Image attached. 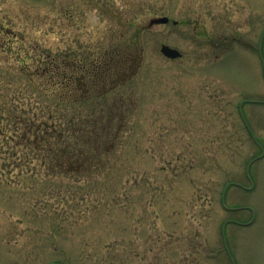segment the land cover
<instances>
[{"label": "rangeland", "instance_id": "obj_1", "mask_svg": "<svg viewBox=\"0 0 264 264\" xmlns=\"http://www.w3.org/2000/svg\"><path fill=\"white\" fill-rule=\"evenodd\" d=\"M0 264H264V0H0Z\"/></svg>", "mask_w": 264, "mask_h": 264}, {"label": "trees", "instance_id": "obj_2", "mask_svg": "<svg viewBox=\"0 0 264 264\" xmlns=\"http://www.w3.org/2000/svg\"><path fill=\"white\" fill-rule=\"evenodd\" d=\"M133 55V51H127L125 49L119 48V47H114L111 51H107L102 53L95 62L91 63L88 67H86L85 69V73H84V80L83 83L79 84V80L81 79H76L74 81V84H70L67 83L65 84V81L59 82V87L61 90L64 88L66 91H68L69 87L71 89L74 90V92H76V90H90L98 87L99 91L100 89L103 88L104 85V80L106 79H111L110 83L115 84L113 86H116L118 84V82H122L123 80L132 77L135 73H136V65H133L134 60H135V56ZM64 82V83H63ZM117 83V84H116ZM79 84V85H78ZM77 85V86H76ZM68 87V89H67ZM69 91H71L69 89ZM59 93H62L61 91H58V95L57 98H61V95H59ZM88 94V93H87ZM96 95V94H95ZM101 94H97L96 96H101ZM89 97H84L81 99H87ZM89 118L85 119V123L86 125H88L89 127H92L91 130L88 129V134L85 133L86 135H81L79 136L77 133V129L76 124L78 123L77 120L71 121V126H72V133L71 135L73 136V144L78 143V141L80 139H82V137H85L87 139H91L94 136H102L98 135L100 132H98V129L102 130L101 133L104 132V129L106 131V129L108 128V125L105 124V121L97 122L98 117H102L104 115H97L94 113H90L88 114ZM95 117V118H94ZM97 117V118H96ZM113 116L106 114L105 115V120L107 118L108 122L109 120L112 119ZM83 123V122H82ZM63 131V130H62ZM108 133V131H106V134ZM61 136L63 134V132L59 133ZM76 145V144H75ZM84 146L86 147V145L84 144ZM71 149L66 148L62 151L66 152V153H76V148L79 151V155H85V151L84 149L78 148V146H75V149L73 148V146H70ZM89 147V146H88ZM64 155V154H63ZM75 156V155H74ZM73 157V156H72Z\"/></svg>", "mask_w": 264, "mask_h": 264}, {"label": "water", "instance_id": "obj_3", "mask_svg": "<svg viewBox=\"0 0 264 264\" xmlns=\"http://www.w3.org/2000/svg\"><path fill=\"white\" fill-rule=\"evenodd\" d=\"M168 21H169V18L167 16H160V17H155V18L150 19L148 25L151 26V25H154V24H164V23H167ZM160 52L165 57H168V58H177V57H180L181 56V53L177 49L172 48V47H170L168 45H165V44H161ZM250 163L247 166V171H249L248 169H249ZM248 177H249V175H248ZM229 184L230 183L226 184L225 189H224V192L227 189V187L229 186ZM224 192H223V195H222L223 202H224ZM225 225H226V223H224L223 226H222V232L224 231V226ZM227 252L230 253L228 249H227Z\"/></svg>", "mask_w": 264, "mask_h": 264}, {"label": "flooded vegetation", "instance_id": "obj_4", "mask_svg": "<svg viewBox=\"0 0 264 264\" xmlns=\"http://www.w3.org/2000/svg\"><path fill=\"white\" fill-rule=\"evenodd\" d=\"M83 91H84V92H87L88 90H85V89H84Z\"/></svg>", "mask_w": 264, "mask_h": 264}]
</instances>
